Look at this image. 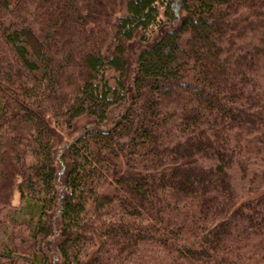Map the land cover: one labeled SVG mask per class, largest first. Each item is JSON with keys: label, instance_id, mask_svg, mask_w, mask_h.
<instances>
[{"label": "trees", "instance_id": "1", "mask_svg": "<svg viewBox=\"0 0 264 264\" xmlns=\"http://www.w3.org/2000/svg\"><path fill=\"white\" fill-rule=\"evenodd\" d=\"M61 151L58 264H264V0H0V264H51Z\"/></svg>", "mask_w": 264, "mask_h": 264}, {"label": "rangeland", "instance_id": "2", "mask_svg": "<svg viewBox=\"0 0 264 264\" xmlns=\"http://www.w3.org/2000/svg\"><path fill=\"white\" fill-rule=\"evenodd\" d=\"M120 109L118 108H114L109 112L107 121L105 122L106 125H110V123L112 122V120L119 114ZM86 124V120L85 119H80L78 122H76L75 128L72 129L71 131H65V140L64 143H68L70 142L74 137H76L79 132L82 130L83 125ZM56 170H57V178H56V182H55V186H56V190L57 192H59L58 194V198L56 201V205L54 207V210L52 212V215L50 217V223H51V232H52V237H51V242L49 244L48 250H50L49 252V256H50V263L51 264H58L60 261V258L58 256V254L56 253V249H55V245H56V241H57V234L59 231V227H60V215H59V209H60V204H61V196L60 193H63V184H64V176L66 173V169H67V159H66V155L64 151H61L58 153L57 157H56ZM12 205L13 208L11 210V216L14 217V220L17 222H20L22 219H25V217L21 214H14L18 208L20 207V201H19V197H18V193L17 191H14V195L12 198ZM18 212V211H17ZM9 218H7L8 220ZM10 221H7V225H5L2 230H0V252L5 251V246H6V237L9 231V226H10ZM18 234L20 235L19 239H23L24 240V244H20L19 240L17 241L18 247H19V251L22 252L24 247L27 245V231L24 232L23 228H19L18 230Z\"/></svg>", "mask_w": 264, "mask_h": 264}]
</instances>
